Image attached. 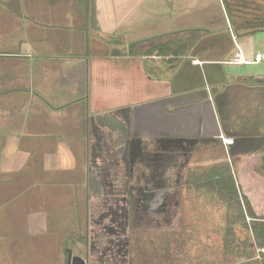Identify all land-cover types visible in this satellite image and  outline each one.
Instances as JSON below:
<instances>
[{"label": "crops", "instance_id": "0c3cea01", "mask_svg": "<svg viewBox=\"0 0 264 264\" xmlns=\"http://www.w3.org/2000/svg\"><path fill=\"white\" fill-rule=\"evenodd\" d=\"M232 1L0 0V227L19 237L0 249L31 264L96 252L89 205L135 194L149 147L184 164L222 147L234 176L233 161L264 178V46L241 45ZM239 50L250 63L230 62Z\"/></svg>", "mask_w": 264, "mask_h": 264}, {"label": "rangeland", "instance_id": "374dc122", "mask_svg": "<svg viewBox=\"0 0 264 264\" xmlns=\"http://www.w3.org/2000/svg\"><path fill=\"white\" fill-rule=\"evenodd\" d=\"M229 3L236 25L245 22L254 14L264 18V0H233ZM239 40L244 47H251L253 44L264 46V31L243 34ZM261 64L264 67V59ZM196 153L198 154H193L183 168H167L165 176H171L170 181L173 182L178 180L176 188L178 194L174 195V199H169V204L173 207L166 213L151 212L149 216H145L142 211H134L130 206V200L132 196H138L137 192L127 194L122 188L115 193L104 192L103 195L95 198L89 205L87 217L93 220L92 223H96L97 218V223L95 226L88 223L85 238L86 245L87 240L90 242L92 239L91 244L94 250L103 252L95 256L97 257L95 261H99L100 264H117L114 262L115 259L108 261L109 256L124 252L125 255L127 253L124 258L125 264L131 261V264H164L166 253L170 252L175 264H261L264 249L256 245L250 230H246L239 224L234 228V235H226V203L220 200L217 194L210 192L207 187L188 188L184 184L186 169H208L216 164L213 163L214 156L220 163L226 155L225 148L220 147L212 152L215 155L211 151L199 155L197 150ZM231 165L242 194L249 198L256 215L264 216V178L252 169L244 178L243 171L247 168V164L233 161ZM261 174L264 175V172L262 171ZM73 207H76L74 200L70 209ZM124 212L127 214L125 220L120 217ZM53 214L56 215L55 212ZM8 217L12 218L11 215ZM64 217L74 221L76 212L66 209ZM248 222H251L250 217ZM56 229L63 228L51 227L49 230L55 235ZM24 234L27 233L24 232ZM2 236L7 238L1 240ZM15 236V227H0V248L9 239L11 244H16L19 237L13 241ZM89 250L91 249L88 243L87 251ZM128 252H130L129 255ZM15 257L13 250L7 254L6 250L0 249V264H31L23 247H18V251L16 247ZM43 259L38 260V264L62 263L60 257Z\"/></svg>", "mask_w": 264, "mask_h": 264}, {"label": "trees", "instance_id": "16d2710c", "mask_svg": "<svg viewBox=\"0 0 264 264\" xmlns=\"http://www.w3.org/2000/svg\"><path fill=\"white\" fill-rule=\"evenodd\" d=\"M225 4L235 30L242 29L250 33L264 30V18L255 14L245 20V22L236 25L237 22L232 13L230 3L226 2ZM185 183L188 188L194 186L197 188L207 187L210 192L217 194L218 198L226 203L225 228L227 236L234 235L235 226L240 224L246 230L251 231L256 245L264 249V216L256 215L249 198L242 194L230 164L222 162L205 170L191 168L187 172ZM249 217L251 222H248ZM261 264H264V258Z\"/></svg>", "mask_w": 264, "mask_h": 264}, {"label": "flooded vegetation", "instance_id": "af4514ba", "mask_svg": "<svg viewBox=\"0 0 264 264\" xmlns=\"http://www.w3.org/2000/svg\"><path fill=\"white\" fill-rule=\"evenodd\" d=\"M162 147V151L159 152L152 151L149 147V157L148 154L144 155L143 158L145 160H149V177H143V179H141L144 174H137V185L135 186L134 190L137 192L138 196H132V199L130 200V206L133 207V210H138L139 212L142 211L145 216H149V213L151 212H168V210L172 209L173 207V205L169 204V199H174V195L178 194V192H176V188L178 187V180H175V182L170 181L171 176H165V172L167 168L178 169L180 167L181 169L184 167V162H179L181 156V153L179 152L180 147H177L173 144L169 145L166 143H164V146L162 145ZM182 149L188 150L187 152L189 153H191V151H194V147L190 145H187V147H182ZM189 153H187V155ZM176 173L179 174L178 171H176ZM141 182L143 183V185H145L144 188L138 186ZM154 202L156 203L154 204ZM126 215L127 214L124 212L120 215V217H123L124 219ZM134 222L136 221L134 220ZM133 225H135V223H133ZM92 250L94 249L92 248ZM69 251L71 250L69 249ZM69 251L67 253L66 264H68ZM71 253L72 256L79 257L75 260H72L71 264H100L99 261H95L94 259H97V257H95L96 255H101L103 252H93L89 250L85 253L73 254L72 251ZM129 253L130 252H128V255ZM166 254L167 257L164 261V264H175V260L172 258V256H170V252ZM112 255L109 256L108 261L115 259V263L125 264L124 258H126L127 253L125 255L124 252H117L116 254ZM122 259L123 262L121 263ZM131 263L132 261L129 264Z\"/></svg>", "mask_w": 264, "mask_h": 264}, {"label": "built area", "instance_id": "2783aa9c", "mask_svg": "<svg viewBox=\"0 0 264 264\" xmlns=\"http://www.w3.org/2000/svg\"><path fill=\"white\" fill-rule=\"evenodd\" d=\"M263 57H264L263 54L258 53L256 55V60L261 61L263 59ZM230 62H233V63H250L249 60L244 59L240 50L235 54V56L230 60ZM222 142L224 143L225 146H228L230 143L233 142V139L225 137V138H222Z\"/></svg>", "mask_w": 264, "mask_h": 264}, {"label": "water", "instance_id": "95a60500", "mask_svg": "<svg viewBox=\"0 0 264 264\" xmlns=\"http://www.w3.org/2000/svg\"><path fill=\"white\" fill-rule=\"evenodd\" d=\"M76 258H79L77 256H72L71 251H69V258H68V264H71L72 260H75Z\"/></svg>", "mask_w": 264, "mask_h": 264}]
</instances>
